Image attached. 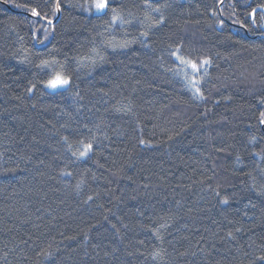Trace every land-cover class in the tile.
Here are the masks:
<instances>
[{
  "label": "trees",
  "instance_id": "obj_1",
  "mask_svg": "<svg viewBox=\"0 0 264 264\" xmlns=\"http://www.w3.org/2000/svg\"><path fill=\"white\" fill-rule=\"evenodd\" d=\"M91 2L0 0V264H261L264 0Z\"/></svg>",
  "mask_w": 264,
  "mask_h": 264
},
{
  "label": "snow or ice",
  "instance_id": "obj_2",
  "mask_svg": "<svg viewBox=\"0 0 264 264\" xmlns=\"http://www.w3.org/2000/svg\"><path fill=\"white\" fill-rule=\"evenodd\" d=\"M109 7V0H92V3L91 5L89 6V11L91 10H95L96 12L98 13H102V12H105ZM60 9V5L59 3H57L56 5V11H59ZM260 11L261 13H264V4H260V5H257L256 8H252L251 12L248 13V15L252 18V23L255 25L256 23V20H255V17H256V13L257 11ZM113 13H116V9H112ZM155 11H159V8H156ZM31 14L33 16H36V17H39L40 16V12L36 9V8H32L31 9ZM122 18L118 15V14H114L112 16V20L113 22L117 21V20H121ZM162 19V18H161ZM261 19H264V16H261ZM49 23H51V21H49ZM222 23V22H221ZM142 35H147V33H142ZM42 42V41H41ZM128 43H131L130 41L129 42H126L124 44H120V45H113V47H116V46H119V47H126ZM173 55L176 56L177 60L180 61V63L185 66L186 68H190L191 71L195 74V73H198L200 71V68L203 67V65H206L209 63V61L207 60H204L202 62H200V64L198 65L197 62L195 61H192L190 59H185L184 57H181L179 56L177 53H173ZM101 59H103V57H101ZM53 63H55V61H48V60H42L41 61V67H45V66H48L50 67ZM185 78L187 79V76H185ZM70 76L65 74L63 71H56L54 72V74L51 76L50 79H48L46 81V84L45 86L47 88H50V89H57V88H65L66 86H68L70 84ZM190 83L192 84V87L195 89V92L196 93H199L200 92V89L198 87H196V81L193 80V81H190ZM34 87V85H33ZM32 89L30 88L29 91H31ZM260 123L261 124H264V112L261 113V120H260ZM67 139V138H65ZM83 143V142H81ZM140 143H144L143 140L140 141ZM69 147H71V145H69ZM92 144L91 143H88L86 145H84V150L83 151H80L79 152V156L83 157V156H86L88 154V152H90L92 150ZM73 155H76V153H73ZM219 193H217L218 195ZM222 203L224 204H227L228 203V199L225 197L222 201ZM229 236H232L233 234L230 232L228 233ZM44 255L46 256H50L51 253H44ZM160 255L159 252H156L153 254V257L156 258ZM256 260L260 261L261 264H264V255L262 256H259V257H256L255 258Z\"/></svg>",
  "mask_w": 264,
  "mask_h": 264
},
{
  "label": "rangeland",
  "instance_id": "obj_3",
  "mask_svg": "<svg viewBox=\"0 0 264 264\" xmlns=\"http://www.w3.org/2000/svg\"><path fill=\"white\" fill-rule=\"evenodd\" d=\"M91 3H92V2H91ZM87 11H89V10L87 9ZM88 13L100 14V13L96 12L94 9L91 10V11H89ZM45 84H46V83H45ZM66 87H67V86H66ZM66 87H65V88H66ZM45 88H46L47 90H49V91H56V90L64 89V88L50 89V88H47L46 86H45Z\"/></svg>",
  "mask_w": 264,
  "mask_h": 264
},
{
  "label": "water",
  "instance_id": "obj_4",
  "mask_svg": "<svg viewBox=\"0 0 264 264\" xmlns=\"http://www.w3.org/2000/svg\"><path fill=\"white\" fill-rule=\"evenodd\" d=\"M223 1V0H222ZM57 3H59V0H57ZM57 5V4H56ZM220 13V11H219ZM57 15H59V11H57ZM55 20L51 21V23H54ZM49 22V21H48Z\"/></svg>",
  "mask_w": 264,
  "mask_h": 264
}]
</instances>
